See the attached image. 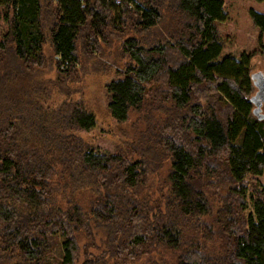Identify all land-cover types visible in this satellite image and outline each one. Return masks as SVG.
Listing matches in <instances>:
<instances>
[{
    "label": "trees",
    "instance_id": "obj_1",
    "mask_svg": "<svg viewBox=\"0 0 264 264\" xmlns=\"http://www.w3.org/2000/svg\"><path fill=\"white\" fill-rule=\"evenodd\" d=\"M0 9V264H46L58 238L63 264H79L82 238L100 253L81 264H264V121L250 55L218 60L225 0ZM250 17L264 35V14ZM117 45L118 67L103 63ZM98 56L100 74L118 76L109 115L145 124L132 158L83 137L97 119L76 84Z\"/></svg>",
    "mask_w": 264,
    "mask_h": 264
},
{
    "label": "rangeland",
    "instance_id": "obj_2",
    "mask_svg": "<svg viewBox=\"0 0 264 264\" xmlns=\"http://www.w3.org/2000/svg\"><path fill=\"white\" fill-rule=\"evenodd\" d=\"M136 1L144 3L148 0ZM251 9L264 14V1L225 0V13L228 20L225 23L216 22L219 40L223 45V50L218 60L220 61L226 56L240 59L243 54H248L255 65L254 72H262L264 74V35L261 34L259 28L253 25L250 17ZM6 29L7 25L2 19L0 9V36L6 32ZM104 55L105 57L102 56L103 63L118 67L117 58L120 56L118 45L106 47ZM101 56H98V59L87 58L86 62L83 58L81 83L76 84L77 89L80 90L79 95L85 100L86 105L89 106L97 119L96 128L91 132L83 134V137L99 152L116 154L119 151H126L127 155L132 158L135 156V153L131 152L132 142H134L135 136L143 131L142 128L145 127V124L139 119V114L132 115L129 122L123 124L117 123L109 115L104 87L105 83H108L112 79H117L118 76L109 75V77H105L106 75L100 74L101 65H97L95 62H99ZM43 71L45 78H53L54 80L57 78L56 73L51 69L49 70L48 68ZM151 88L156 89L157 85H152ZM81 91H83V94ZM74 96L76 99H80L77 95ZM148 101H153L151 94L148 96ZM145 123L147 124V122ZM161 171L159 176H161ZM262 182L264 184V177H262ZM250 211H252L251 206H249L247 212L250 213ZM79 243L82 250L79 264L85 260L87 249H89L90 253L99 255V248L89 245L86 239L82 238ZM62 244L63 239L58 238L56 245L51 249L46 258V264H63L64 250ZM99 244L98 241L97 245Z\"/></svg>",
    "mask_w": 264,
    "mask_h": 264
},
{
    "label": "water",
    "instance_id": "obj_3",
    "mask_svg": "<svg viewBox=\"0 0 264 264\" xmlns=\"http://www.w3.org/2000/svg\"><path fill=\"white\" fill-rule=\"evenodd\" d=\"M251 78L255 87V93L250 98V102L253 105V115L259 121H264V74L262 72H253Z\"/></svg>",
    "mask_w": 264,
    "mask_h": 264
},
{
    "label": "bare ground",
    "instance_id": "obj_4",
    "mask_svg": "<svg viewBox=\"0 0 264 264\" xmlns=\"http://www.w3.org/2000/svg\"><path fill=\"white\" fill-rule=\"evenodd\" d=\"M180 110V109H179ZM190 110V109H189ZM191 114V113H190ZM188 116H189V114H188ZM10 239V238H9Z\"/></svg>",
    "mask_w": 264,
    "mask_h": 264
}]
</instances>
